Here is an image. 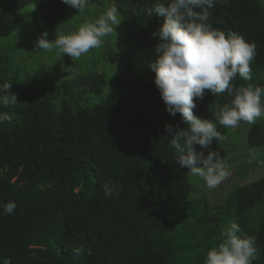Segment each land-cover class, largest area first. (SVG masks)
Listing matches in <instances>:
<instances>
[{
    "label": "trees",
    "instance_id": "1",
    "mask_svg": "<svg viewBox=\"0 0 264 264\" xmlns=\"http://www.w3.org/2000/svg\"><path fill=\"white\" fill-rule=\"evenodd\" d=\"M154 2L113 0L121 24L111 78L85 70L37 88L19 79L0 43V84L10 82L18 101L0 109L12 116L0 123V203L17 205L10 215L0 209V264H204L230 221L255 237L252 264H264V175L231 189L214 210L206 196L190 197L189 172L174 160L165 125H186L166 111L149 67L163 21L148 12ZM31 4L47 26L34 28L48 38L77 11L62 0H0V39L22 38L32 23L21 11ZM210 22L255 44L252 83L264 86L263 3L221 0ZM232 83L247 82L237 75ZM232 99L205 90L194 114L215 121ZM263 145L261 121L249 127L244 147ZM106 181L118 194L105 196ZM74 248L83 251L76 256Z\"/></svg>",
    "mask_w": 264,
    "mask_h": 264
},
{
    "label": "clouds",
    "instance_id": "2",
    "mask_svg": "<svg viewBox=\"0 0 264 264\" xmlns=\"http://www.w3.org/2000/svg\"><path fill=\"white\" fill-rule=\"evenodd\" d=\"M77 12H83L89 0H62ZM221 0H155L149 13L162 16L163 21L153 33L158 37L155 59L149 67L154 72V83L166 111L175 117L180 114L184 128L165 125L175 161L194 177L203 179L207 188L214 189L226 180L230 172L220 154L209 146L213 139H222L216 121L224 128H237L241 122L255 124L264 119V86L252 83L251 63L256 46L236 33H226L213 27L212 9ZM224 3L227 0H223ZM121 24L119 11L113 4L96 19L82 24L76 31L56 33L49 40L42 32L34 50L56 53L78 60L92 49L101 48L105 38ZM237 75L247 82L236 88ZM11 83L0 84V109L16 105L17 96L10 91ZM205 90L213 95L228 92L233 96L231 105L218 109L215 121L194 114L195 101L202 99ZM12 116L0 111V123L11 122ZM196 145L209 149L205 155ZM106 197L118 194V185L106 181L102 185ZM14 201L0 203V209L12 214ZM83 249L74 248L79 256ZM255 237L244 232L238 223L230 221L220 233L219 242L209 248L204 264H252L257 258ZM91 254L90 250L89 253Z\"/></svg>",
    "mask_w": 264,
    "mask_h": 264
},
{
    "label": "rangeland",
    "instance_id": "3",
    "mask_svg": "<svg viewBox=\"0 0 264 264\" xmlns=\"http://www.w3.org/2000/svg\"><path fill=\"white\" fill-rule=\"evenodd\" d=\"M264 5V0H260ZM113 5V0H104L101 5L88 4L83 12H75V14L66 23L64 29L54 32L48 38L55 39L56 33H70L76 31L82 24L87 21L96 19L108 7ZM70 10V9H69ZM22 15L27 18V24L30 22V28L23 34L11 35L9 38L0 39L1 48L4 53L11 57V61L20 67V78L28 77L29 83L37 88L44 87L46 84L55 83L62 78H71L75 74L92 70L97 72H105L108 78H111L115 72V30L105 38V43L101 48L92 49L88 54L82 56L78 60H72L67 55L57 56L56 53H46L43 50H34V44L37 37L41 35L34 24L47 28L46 24L38 16L35 7L31 4L26 6L22 11ZM34 23V24H33ZM32 26V27H31ZM29 29V30H28ZM31 29V31H30ZM36 38L35 41H31ZM8 39V40H7ZM25 39V40H22ZM3 41V42H1ZM31 41V42H30ZM97 98H89L87 102L93 104ZM264 121L258 119L256 122ZM251 125L241 122L237 128H226L221 133L222 139L215 140L209 148L220 154L221 161L228 168L230 175L218 187L214 189L207 188L203 179L194 177L189 172L190 182L193 185L191 198L206 196L214 210L218 209L225 197L234 187L254 181L264 175V145L256 148H245V140L247 131ZM197 151L203 152L205 155L209 149L197 146ZM187 169V168H186ZM244 171V179H240L239 171Z\"/></svg>",
    "mask_w": 264,
    "mask_h": 264
},
{
    "label": "bare ground",
    "instance_id": "4",
    "mask_svg": "<svg viewBox=\"0 0 264 264\" xmlns=\"http://www.w3.org/2000/svg\"><path fill=\"white\" fill-rule=\"evenodd\" d=\"M14 157V156H13Z\"/></svg>",
    "mask_w": 264,
    "mask_h": 264
}]
</instances>
